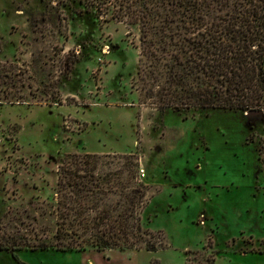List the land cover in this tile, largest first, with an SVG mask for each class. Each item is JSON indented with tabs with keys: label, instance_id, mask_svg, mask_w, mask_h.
Listing matches in <instances>:
<instances>
[{
	"label": "rangeland",
	"instance_id": "374dc122",
	"mask_svg": "<svg viewBox=\"0 0 264 264\" xmlns=\"http://www.w3.org/2000/svg\"><path fill=\"white\" fill-rule=\"evenodd\" d=\"M89 1L0 0V245L25 244V264H264V121L151 106L138 26ZM73 153L118 177L114 201L145 191L141 248L52 246L49 198Z\"/></svg>",
	"mask_w": 264,
	"mask_h": 264
},
{
	"label": "trees",
	"instance_id": "16d2710c",
	"mask_svg": "<svg viewBox=\"0 0 264 264\" xmlns=\"http://www.w3.org/2000/svg\"><path fill=\"white\" fill-rule=\"evenodd\" d=\"M89 2L105 16L138 26L137 89L151 106L257 112L264 121V0ZM99 158L73 153L58 165L56 194L49 198L56 250L141 248L148 232L135 209L145 191L138 194V205L111 199L118 187L110 184L118 177L101 175ZM24 246L14 243L11 249ZM143 247L156 250L153 244Z\"/></svg>",
	"mask_w": 264,
	"mask_h": 264
},
{
	"label": "crops",
	"instance_id": "0c3cea01",
	"mask_svg": "<svg viewBox=\"0 0 264 264\" xmlns=\"http://www.w3.org/2000/svg\"><path fill=\"white\" fill-rule=\"evenodd\" d=\"M22 249H25V248H20V249H11V248H0V254H5V256H7L8 258H11V261H12V263L13 262H15V264L17 263V264H19V262H17L15 259H14V257H13V255H12V253L14 252L16 255H19V253H20V251L22 250ZM259 254H261V253H259ZM11 256V257H10ZM0 264H3V262H0Z\"/></svg>",
	"mask_w": 264,
	"mask_h": 264
},
{
	"label": "built area",
	"instance_id": "2783aa9c",
	"mask_svg": "<svg viewBox=\"0 0 264 264\" xmlns=\"http://www.w3.org/2000/svg\"><path fill=\"white\" fill-rule=\"evenodd\" d=\"M3 139H2V136L0 135V144L2 143Z\"/></svg>",
	"mask_w": 264,
	"mask_h": 264
}]
</instances>
